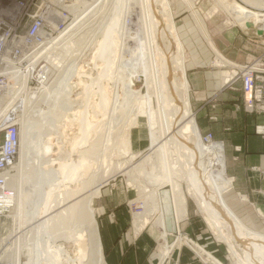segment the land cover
I'll return each mask as SVG.
<instances>
[{
  "label": "bare ground",
  "instance_id": "obj_1",
  "mask_svg": "<svg viewBox=\"0 0 264 264\" xmlns=\"http://www.w3.org/2000/svg\"><path fill=\"white\" fill-rule=\"evenodd\" d=\"M182 1L191 11L204 40L216 50L201 15L195 9L196 0ZM224 1L220 0L219 4L224 8H232L231 16L236 18L241 26L250 27L249 24L245 25L247 24L245 20L253 22L250 23L251 27L261 22L256 21L259 18L257 12H247L245 8H241L242 6H236L234 0H228V3H223ZM242 1L256 9L264 6V3H259L258 0ZM69 12L73 16L70 29L52 48V52L42 58L54 71L51 72L48 67H44L41 75L38 74L39 82L48 83L56 73L53 85L49 83V87L42 86L43 88L35 91L29 88V78L26 76L22 81L14 79L12 86L9 87L10 93L8 89L2 92V97L6 98L2 111L7 112L8 118H14L19 123L21 142L19 163L12 168L14 173L9 174L8 177V186L13 190L17 189L14 198L7 201L8 207L14 202L17 207L11 239L13 246L11 252H7L12 264H20L22 247L27 246H31L30 251L33 254L29 264H80L81 262L104 264L98 224L92 204L99 198L101 188L107 184L108 179L115 177L110 176L114 173L111 172V168H115L114 171L117 170L119 173L122 172L129 178V184L134 185L135 173L144 174L147 167H150V172L146 176L147 179L149 178L147 182L149 187L140 185L143 193L152 194H147V197L144 195L145 198H142L143 211L139 214L134 213L135 226L139 230L156 216L158 217L156 224L163 228L157 191L165 184L172 190L178 217L180 219L184 217L186 199L181 184L184 182L190 196L192 195L196 200L198 209L204 214L208 227L218 239L229 245L237 263L264 264V254L257 250L260 246L264 249V237L251 233L241 225L221 199V193L230 187V181L225 173L223 149L219 144L203 143L191 111L190 89L185 76L184 47L176 32L170 1L75 0ZM95 25V30H99L103 38H108L107 34H111L107 46L106 44L103 46V40L98 58L103 60V65L100 67L102 77L110 76L114 79L115 94L112 99H107L106 89L97 86L101 100H104L105 104L101 103L98 106L96 104L92 107V113H88L85 108H82L84 111H75V105L77 109L81 107L77 100L70 98L74 87L72 81L79 77L81 68L78 62L74 63V60L63 71L59 67L62 61L74 54L76 48L79 49L78 45L86 36L85 31ZM133 26L138 33L139 41L138 38L135 39L139 46L136 45L137 51H132L134 54L132 57L127 56L128 46L126 47L125 41L128 39L123 40V36L127 33V29ZM215 52L217 53L215 64L225 66L227 64L225 59H222L217 51ZM126 57L128 61L124 60ZM49 71L50 76L47 75ZM178 72L181 73L180 79L176 77ZM122 76L128 77V83L123 84ZM139 78L144 81L145 95L133 90L132 79ZM229 79L230 76L225 73L224 82ZM93 82L95 83V80ZM120 84L126 87L123 91L127 93L123 95V104L117 110ZM87 89L83 90L85 102H88L90 94ZM43 105L47 106L46 111L41 108ZM99 114L107 120L101 125H97ZM69 115L71 118L68 117ZM139 117L146 119L149 128V153L139 164L129 169L136 155H130L127 150L130 139V128L127 127L137 123ZM63 120L67 122L64 126L68 125L72 128L75 126L74 122L79 125L77 137L73 136L72 142L68 140L70 137L66 138L70 147L69 152L64 149L65 141L62 142L59 137L65 135V132L59 133L58 127L59 122ZM100 130L103 135L101 137L99 135L100 138L97 137L98 141L96 140L99 150L93 149L95 147L93 145L86 150L84 147L86 139L91 133L96 138ZM81 134L82 137H79ZM118 148L129 154L126 161L120 163L113 161V157L121 156L117 155ZM30 163L31 166H35V173L28 170ZM23 172L26 174L23 175ZM28 172H30L29 178ZM33 178L39 190L37 194L41 198L37 197L38 201L34 200L33 205L29 203L30 208H28L26 200L29 197L25 199L22 196L29 195V191L26 192L27 188L23 183L26 181L25 183L29 185ZM68 182L81 184L82 193L77 196L79 192L69 190L65 185ZM28 235L31 238L29 240ZM235 238L247 246L242 249L243 258L234 248ZM178 241L180 244L187 239L180 237ZM59 242L73 244L75 258L71 259L64 244H58ZM194 246L199 253H204L195 244ZM213 262L218 264L217 261Z\"/></svg>",
  "mask_w": 264,
  "mask_h": 264
},
{
  "label": "crops",
  "instance_id": "obj_2",
  "mask_svg": "<svg viewBox=\"0 0 264 264\" xmlns=\"http://www.w3.org/2000/svg\"><path fill=\"white\" fill-rule=\"evenodd\" d=\"M190 32L185 30L181 37L189 103L201 136L212 134L223 149L230 187L221 199L241 225L264 237V139L255 132L264 125V116L247 112L240 83L228 86L223 76L225 72L233 75L235 65L250 64L260 57L263 46L252 32L224 30L211 36L214 50L198 33ZM215 51L227 66L215 64ZM133 144L136 150L142 147L139 139ZM124 197L102 209L98 219L104 264H203L205 257L194 244L222 264L235 260L229 245L217 238L187 200L184 217H178L172 190L160 198L163 228L156 224V216L139 230L130 205L135 194L129 190ZM180 237L187 241L179 244ZM233 245L242 251L235 241Z\"/></svg>",
  "mask_w": 264,
  "mask_h": 264
},
{
  "label": "rangeland",
  "instance_id": "obj_3",
  "mask_svg": "<svg viewBox=\"0 0 264 264\" xmlns=\"http://www.w3.org/2000/svg\"><path fill=\"white\" fill-rule=\"evenodd\" d=\"M83 1L90 2L91 0H83ZM169 1L171 3V10H172V13H173V16H174V24H175L176 32L180 36V39L182 37L183 32L185 33V30L191 31L190 33H192V32L198 33L197 35H199L200 38H202L203 36L200 34V31L198 30V28H197V26H196V24H195V22L193 20L191 11L188 10L187 6L183 3V1L182 0H169ZM228 2H229L228 0H225L223 3H228ZM233 2L235 3L236 6H238V7L242 6L241 8H245V10L247 12H257L254 9H251L253 7H251L250 4L244 3L242 0H234ZM219 3H221L220 0H196L195 1V9L201 15V18H202L204 24L206 25V29L209 32L208 34H210L209 35L210 38H211V36L214 33H219V32L224 31V30H232V31H236L237 30V31L242 32V33H249V32H251L250 30H252V28L255 27L253 25H252L253 27H251L250 23H253V22L248 21V20L244 21L245 23H247L245 25L249 24V26H250L247 29H243L242 30L241 28L239 29L237 27H234V25H241V24L239 22H237L236 18L231 16V12L230 11H233L232 8H224ZM261 8H264V6L261 7ZM257 15H258V12H257ZM243 16L244 15H241V17H243ZM255 20H256V18H255ZM258 20L261 21V22L263 21L261 16H259V18L256 21H258ZM256 24L258 25L259 23H256ZM95 27H96V25L93 27L94 29L93 28H89V30L85 31L86 36L83 38V40L81 39L82 41L78 45V46H80L79 49L76 48V51L74 52V54L72 53L71 55H69L66 58L67 61H66V59H65V61H62L63 63L59 67V68H61L60 70L63 71V69L68 64L71 65V62H73V60H74V63L78 62L77 64L81 68L82 72H80V74L78 75L79 77L74 78L73 81H72V84H73L74 87H73V92H72L70 98L72 100H74V101L77 100L80 103V107H81V108L77 109V107L75 105L74 106V110L75 111L76 110L81 111V110H83L85 108L88 113H92V107H94L96 104H97L96 106H98L101 103L105 104L104 100L103 101L101 100L102 97H100L101 96L100 95V91H99V89H97V86H98V88L101 87V88L106 89V94H107L106 97H107V99H112L114 94H115V85L113 84L114 79L110 78V76H109V78L107 76H105V78L102 77V75H101V73H102L101 71L102 70H101L100 67L103 65V60L101 61L98 58V51L100 50V47L102 45L103 40H104L103 46H104V44H106L105 46H107L108 43H110L111 34L110 33L107 34L108 38L107 37L103 38V34L99 30L96 31ZM134 27L135 26L128 28L127 31H126L127 33L123 32V33L127 34V35L126 34L124 35L127 38L123 36V40H124V38H125V40L128 39V40H126L127 43L125 41L126 47L128 46V48L126 49L127 56H132V57L134 55L133 52L137 51L135 49L136 48L138 49L137 46H139L138 33L135 31L136 27L135 28ZM129 36H130V38H129ZM135 38L136 39L138 38V41ZM118 41H120V40H118ZM181 41H182V44L184 46V42H183L182 39H181ZM113 47H115L114 44H113ZM52 50L53 49H51L50 51H47L46 54H44V55H47V53H51ZM129 51H131V52H129ZM129 53H130V55H129ZM131 53H132V55H131ZM184 58H186V52H185ZM124 60L128 61L129 59H128V57H126ZM43 61L45 63L44 67H48L47 69H50L51 72H52V70L54 71V69L52 67H50V65L48 64L47 61L46 62H45V60H43ZM41 72H42V69L37 74L41 75L40 74ZM61 73L62 72H60V74ZM225 73L227 75H229L230 77L232 76V75H230L227 72H225ZM225 73H224L223 76H225ZM39 75H38V77H39ZM47 75L48 76L51 75L50 71L48 72ZM55 75H56V73H55ZM54 76L52 75L51 81H48V83L47 82L46 83H42L40 81L41 84H39L38 87L35 86V88H33V87H29V88L33 89L35 91H38L39 88L41 89V88H43L45 86L49 87V85H50L49 83H51L53 85V83L55 81L54 79H55L56 76L55 77ZM176 77L180 79L181 78V73L180 72L176 73ZM37 80H38V78H37ZM94 80H95V83L93 82ZM122 80H123V84L124 83L126 84L129 81L127 76H122ZM132 84H133V86H132L133 90L135 92L137 91V92H140L142 95H145L146 88L144 87V81H143L142 78H139L138 80L137 79H132ZM121 85L122 84H120L119 87H118V90H119L118 91V93H119V103H118V105L116 107L117 110H119L120 106L123 104V100H124V96L123 95H125L127 93V92H124L126 90V87L124 85H122V87H121ZM84 88L85 89L88 88L87 90L90 93L89 96H88V102L86 101L87 103L85 102V100H83L84 98H86L85 97V93H84V91H85ZM10 90L11 89L8 88V91H9L8 93L11 92ZM77 94H78V96H77ZM107 99H106V101H107ZM0 100H1L0 101V105H1L0 108H1L4 99L1 97ZM41 108L42 109L44 108L43 111L47 110V106H45V105H43ZM75 111H72V112H75ZM192 113H193V111H192ZM68 117L71 118L70 115ZM71 120H73V119H71ZM105 121H107L106 118L102 117L99 114L98 117H97V125H101ZM65 123H67V122L64 121V120L59 122V125H58L59 133L63 134L65 132L64 133L65 137L62 136V135H59V137L62 140V142L65 141V144L63 143L64 149L67 152H69L70 147L67 144L66 138L70 137L68 140L70 142H72L73 136L76 138L77 137L76 135H78V133H79L78 132L79 131V125H77V122H74L73 124H75V126H73L71 128L68 125L64 126ZM64 128H65V130H64ZM116 128H118V127H116ZM127 128L128 129L130 128L129 129V133H130L129 138L130 139H129V142H128L129 146L127 147V150H129V154L130 155H136V158L130 163V166H129V169H130V168H133V166L135 167L137 164H139L147 156V154L149 153L148 148H149V145H150V139H149V128L147 126V121L143 117H139L138 120H137V123H135L134 125H132L130 127H127ZM100 131H98L96 138L93 135V133H91L89 138L86 139V143H85V146H84V147H86V150L90 149L92 145L95 146V147H93V149L99 150V146H97L98 144L96 145V143H98V142H96V140H97V137L99 139L103 135V134H101L103 132L102 131L100 132ZM99 135H100V137H99ZM116 135L117 134L115 133L114 136H116ZM79 137H82V134ZM137 138L139 139V142H141V144H142L141 145L142 147H140L141 149L139 148L138 150L135 149V146L133 144V141L138 140ZM143 147H145V148H143ZM116 151H117V155H121V156L119 158H118V156L113 157V161L114 162H119L120 163L122 161H126V159L129 158V156H128L129 154H125L124 151L121 148H118ZM31 157H33V155ZM18 163H19V156L16 159L14 167H15V165L17 166ZM31 165H32V163H30V165L28 167L29 168L28 170L31 173H35V166L34 165L31 166ZM94 167H96V166L94 165ZM55 168H57V166H55ZM114 169L115 168H113V169L111 168V172H114L115 174L111 173L110 176L114 175L115 177H112V178L108 179V181L106 182L107 184L104 185L101 188V191H100L101 193H100L99 198L95 199L93 204H92L93 205L92 208L94 210V214H95V218H96L97 223L99 221L98 219L100 217V214L102 213V209L104 210V208H106V207H108V208L113 207L115 204H117L116 202L123 200L125 198L124 195L129 190H130V192L135 194V198L130 201L131 202L130 205H131V208H132L133 211L135 210L134 208L138 209L140 207L142 208V209L140 208L141 211H143V207L141 206V204L144 203V201H143V199L145 198L144 195L146 196L147 194L148 195L152 194L150 192L143 193V191H142L143 190L142 186L149 187V185L147 183L149 181V178L147 179L146 176L150 172V170H149L150 167L146 168L144 174L135 173L136 176L133 177V181L136 180V184H134V185L129 184L130 181H129V178L127 176L122 174V172L121 173H119V171L117 172V170L114 171ZM13 171L14 170L11 169L9 174L14 173ZM24 172H25V170H24ZM30 172H28V176H27L28 178L30 177V175H29ZM26 173H27V171H26ZM26 173H24L23 175H25ZM25 182L23 183V186L25 188H27L25 190H26V192L29 191V193L27 192L29 195L24 194L22 197L25 198V199L29 197L26 200L27 201L26 205L28 206V208H30V205H33V201L34 200L38 201V199H40L41 196L39 197V195L37 194L38 193L37 191H39V190L37 189L38 187H36L37 185L35 184V178L32 179V182H30L29 185H28V183H25ZM140 184H142V186ZM181 184H182V190H183L182 192L184 193L185 199L189 202L191 207H195L196 208L197 213L201 217L205 218L204 214L198 209V205L196 203V200L192 197V195L190 196L189 192L187 191L188 188H187L186 184L184 182H182ZM65 185L69 188V190L75 191V192L76 191L79 192V193L76 192L77 196H78V194L82 193V191H81L82 185L77 183V182H68ZM34 186H35V188H34ZM31 189L33 190V192H32ZM11 190H12V194H11L12 196L9 195L7 201L9 199H13L14 198L13 196H15V193L17 192L16 191L17 189L13 190L11 188ZM44 190L49 193V191H48V189L46 187H44ZM141 191H142V193H141ZM170 191H171V188L168 185H166V184L164 186L160 187L159 190L157 191L159 200H160L162 194H164L166 192L169 193ZM37 197H39V198L37 199ZM73 201H75V200H73ZM29 203H30V205H29ZM34 204H35V202H34ZM10 206H9L10 208L8 209L7 212H5V213L0 215V260L5 261V262H9V263L12 264V261H11V259L9 257L10 255L8 254L9 255L8 256L7 252L8 251L11 252V250H12L11 248L13 246L11 244V239L13 238V230H14V225H15V217H16V214H17V207H16L15 202L12 203ZM27 229H25V230H27ZM29 239H31V238L28 235V240ZM60 243H61V245L64 244L63 246H64L66 252L69 254L70 258L71 259L75 258V249L73 247V244L65 243V242H59L58 244H60ZM30 247L31 246L22 247L23 249H22V253H21V256H20V264H29L30 263L31 258L33 257V254H31V251H30ZM257 250L261 254L264 252V249H263L262 246L258 247ZM237 251L239 252L238 254L240 255V257L243 258V252L240 251V250H237ZM102 254H103V252H102ZM199 254H201V253H199ZM231 255H232V253H231ZM232 257H233V255H232ZM80 264H83V262H81ZM232 264H238V263H237L236 260H234Z\"/></svg>",
  "mask_w": 264,
  "mask_h": 264
},
{
  "label": "built area",
  "instance_id": "obj_4",
  "mask_svg": "<svg viewBox=\"0 0 264 264\" xmlns=\"http://www.w3.org/2000/svg\"><path fill=\"white\" fill-rule=\"evenodd\" d=\"M54 1L58 3L54 4ZM74 1L0 0V98L3 96L2 92L12 86L14 79L22 81L27 76L28 86L33 88L41 84L37 80V73L45 66L42 58L70 29L73 16L69 9ZM258 2L264 3V0ZM251 9L257 11L263 20L250 31L264 50V8ZM234 27L247 29L241 25ZM257 32L260 34L258 35ZM235 67L236 71L228 81V86L239 82L247 112L264 116V51L250 64L235 65ZM3 99L4 104L6 98ZM2 107L0 108V215L11 207H8L7 203V197L12 194L8 186V177L20 150V125L16 119L8 118L7 112H3ZM255 132L264 139V125L257 126ZM201 137L205 144H219L213 140L212 134ZM140 208L139 210L134 208V213H141L142 208ZM202 254L205 257L203 264H215L213 261H217L205 252ZM0 264L11 263L0 260Z\"/></svg>",
  "mask_w": 264,
  "mask_h": 264
},
{
  "label": "water",
  "instance_id": "obj_5",
  "mask_svg": "<svg viewBox=\"0 0 264 264\" xmlns=\"http://www.w3.org/2000/svg\"><path fill=\"white\" fill-rule=\"evenodd\" d=\"M257 34L259 35L260 32H257ZM234 235V234H233ZM234 241L242 248V249H245L247 248V246L244 245V243H242L241 241H239L238 239H234Z\"/></svg>",
  "mask_w": 264,
  "mask_h": 264
}]
</instances>
